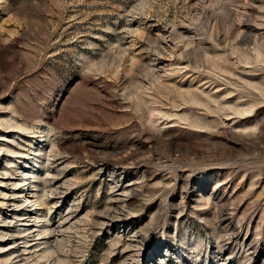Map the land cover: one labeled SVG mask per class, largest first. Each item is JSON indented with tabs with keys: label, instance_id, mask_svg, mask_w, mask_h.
Returning a JSON list of instances; mask_svg holds the SVG:
<instances>
[{
	"label": "rangeland",
	"instance_id": "obj_1",
	"mask_svg": "<svg viewBox=\"0 0 264 264\" xmlns=\"http://www.w3.org/2000/svg\"><path fill=\"white\" fill-rule=\"evenodd\" d=\"M0 264H264V0H0Z\"/></svg>",
	"mask_w": 264,
	"mask_h": 264
},
{
	"label": "bare ground",
	"instance_id": "obj_2",
	"mask_svg": "<svg viewBox=\"0 0 264 264\" xmlns=\"http://www.w3.org/2000/svg\"><path fill=\"white\" fill-rule=\"evenodd\" d=\"M231 46V45H230ZM206 53V52H205ZM208 53V52H207ZM205 56V55H204ZM15 127V126H14ZM14 127H12V128H14ZM9 163V162H8ZM32 174V173H31ZM26 200V199H25ZM27 201V200H26ZM46 232H49V233H53L49 228H46V229H44V231H42L41 233H39L38 235H41V234H44V233H46ZM37 235V236H38Z\"/></svg>",
	"mask_w": 264,
	"mask_h": 264
}]
</instances>
